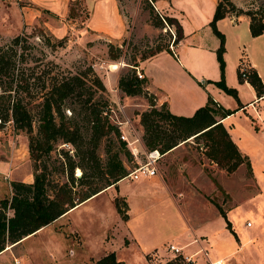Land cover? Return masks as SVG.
<instances>
[{
  "label": "rangeland",
  "instance_id": "rangeland-1",
  "mask_svg": "<svg viewBox=\"0 0 264 264\" xmlns=\"http://www.w3.org/2000/svg\"><path fill=\"white\" fill-rule=\"evenodd\" d=\"M118 1L126 23L125 35L96 38L86 29L92 13L86 0L71 1L66 18L43 11L33 21H29L30 13L23 10L29 4L27 1L0 0V47L22 35L29 41L31 57L37 60L34 63H42L43 66L54 61L65 72L74 74L88 73L89 69H93L108 85L110 76L114 75L112 90L107 88L106 93H98L96 98L110 114L117 102L124 105L126 117L117 111L120 119H129L130 127L143 139L141 113L151 109L153 95L148 90L149 82L146 84L148 95L128 96L118 87V81L120 76L135 68L134 64H138L137 67L144 73L141 62L158 47L168 45L171 48L174 36L168 26L163 21L164 27L156 24L161 21L162 15L177 19L183 36L174 49L186 67H183L185 72L174 61L162 60L158 65L166 63V67L163 68L162 79L154 85L159 88L158 84H162L171 100L175 99L179 110L187 116L205 105L208 97L228 110L241 108L240 105L257 99L256 108L247 105L246 111L238 112L227 121L233 138L251 159L256 182L247 164L239 166L234 172L227 170L229 148L224 144V152L219 150L212 140L218 136L217 131L211 135L192 136L176 146L174 152L161 157L157 163V176L141 180L125 178L119 186L106 188L91 202L77 205L79 207L73 212L61 216L29 239L9 243L0 252V264H92L112 251L130 264L137 263L143 256L151 264H164L195 248L183 249L182 255H176L166 248L168 244L178 245L187 240L190 244L196 239L200 240L196 246L200 249L196 253L200 252L198 264H208L202 249L208 252L209 259L213 258L220 248L218 242L220 245L221 239L228 240L226 234L237 237V233L227 227L225 217L218 214V207L225 212L229 210L228 218L239 230L248 227V222L254 228L261 226L258 221L264 217V97L259 98L260 93L254 86L240 80L238 62L242 58L243 64L249 65L250 56L257 61L264 75V39L252 40L245 23H241L239 29L229 21L222 23L220 27L225 35L222 71L217 52L219 37L211 25L217 0ZM234 1L245 10L256 12L258 18L264 17V0ZM47 22L67 29L54 30ZM171 28L176 33V26L171 25ZM48 38L52 47L46 42ZM62 38H65V45H57ZM118 47L122 48V56L114 60L112 56L118 52ZM248 70L250 77L249 66ZM222 72L225 83L235 93L226 91L217 83L222 78ZM203 91L207 95L206 101H203ZM38 102L33 98L31 104L35 132L38 128ZM71 105L73 101H69L65 108L68 116H71L68 109ZM83 117L84 114L77 116L87 134L91 131V124ZM165 125L171 129L168 124ZM108 137L118 142L113 133L103 138L98 149L103 164L107 160ZM68 157L79 161L76 147L63 140L58 141L46 158L51 182L69 180L65 171ZM121 157L131 168L146 160L142 152L137 158L133 156L134 159L125 152H121ZM34 166L28 133L17 129L13 120L0 126V200L11 197L12 181L33 182ZM83 172L81 167H76L74 176L79 178ZM98 178L100 174L88 170L85 181H98ZM83 187L78 181L74 188L77 195ZM208 219L209 223L206 222ZM206 232L215 234V252L208 245L207 238L202 237ZM193 263L196 264L195 261Z\"/></svg>",
  "mask_w": 264,
  "mask_h": 264
},
{
  "label": "trees",
  "instance_id": "trees-1",
  "mask_svg": "<svg viewBox=\"0 0 264 264\" xmlns=\"http://www.w3.org/2000/svg\"><path fill=\"white\" fill-rule=\"evenodd\" d=\"M229 14L249 16L252 35L264 34V17L258 18L256 12L245 10L234 0H218L211 25L221 40L217 52L222 71L225 35L218 29L217 23ZM162 16L170 26H176L173 44H179L183 35L177 19L167 15ZM160 19L161 21L156 25L164 27L165 21L163 18ZM46 42L52 47L50 38ZM57 45H65V38L60 39ZM30 47L28 39L22 35L14 37L9 43L0 47V126L13 120L17 129L28 133L31 157L35 165L34 181H12L11 197L0 200V252L5 250L9 243L21 242L66 215L77 205L117 184L138 165L131 168L121 157V152H125L131 159L135 155L127 142L121 139L122 132L119 126L111 121L110 113L103 106L101 107L100 99L96 98L98 93L103 94L107 91L99 75L93 69H89L88 73L65 72L54 61L43 66L42 63H34L37 60L31 57ZM109 47L112 53L113 45ZM164 50L172 52L168 45L161 46L143 60ZM117 51L112 56L114 60L122 56V48L118 47ZM134 66L131 71L120 76L118 87L128 96L148 95L146 88L148 80L140 79L136 71L138 64ZM239 78L241 81L245 80L240 71ZM249 81L262 97L264 84L256 71L250 74ZM217 83L226 91L235 93V90L225 83L223 72L221 80ZM151 97V109L142 112L140 120L144 128L143 140L147 150L159 149L165 154L192 136L211 135L217 131L218 136L212 140L216 142L219 150L224 152V144L229 148L227 170L234 172L244 163L251 168L247 156L241 154L228 130L221 120L217 119V115L224 119L237 110L225 109L214 99L209 98L207 105L199 108L192 117H185L173 114L166 103L157 106L155 95ZM33 98L39 100L37 132L34 131L35 115L31 108ZM69 101H73V105L68 107L71 116L65 113ZM72 113L75 115L72 116ZM78 114H84L83 120L91 124L90 133H84L80 125L81 120L77 118ZM165 124L171 126V129H167ZM112 133L118 142L114 141L113 137H108L107 160L103 164L98 149L103 138ZM60 140L76 147L79 161L76 162L68 157V161H65L67 164L65 171L69 180L53 183L46 158ZM217 162L221 163L220 160ZM76 167H81L84 171L79 178L74 176ZM88 170L100 174L99 180L85 181ZM78 181L84 186L79 195L74 190ZM218 208L223 215L226 214L221 207ZM228 225L231 227L230 221ZM92 264H123V262L117 259L115 252H110ZM164 264L194 263L186 262L183 256H177Z\"/></svg>",
  "mask_w": 264,
  "mask_h": 264
},
{
  "label": "crops",
  "instance_id": "crops-1",
  "mask_svg": "<svg viewBox=\"0 0 264 264\" xmlns=\"http://www.w3.org/2000/svg\"><path fill=\"white\" fill-rule=\"evenodd\" d=\"M19 1H27L29 3L27 6H24L25 9H23V10L30 13L29 21H33V20L37 19L38 17H40L43 14V11L53 13L57 17H61V18L68 17L69 12H70L69 5H70L71 1H73V0H19ZM217 2H218V0H217ZM217 2H216V6H217ZM86 3H88L92 9L91 17L87 21L86 29H89L90 32L92 34H94L96 38H98V36H107L109 38H115V37H123L125 35L126 23L122 17L118 0H92V2H91V0H86ZM26 20H28V19H26ZM227 21L232 23L234 25V27L237 29H239L241 23H245L247 28H248V31L250 32L252 40L264 39V34L259 35V36H253L252 35L251 29H250L251 19L247 15L243 14V15L238 16L236 14H229L225 18L219 20L217 23V27L222 33L224 31H223L222 27H220V25L222 23L225 24V22H227ZM47 25L54 30H56V29L66 30L67 29L66 27L59 28L58 26L53 25L52 23H48V22H47ZM217 43H218V46L220 47V44H221L220 38H219V40H217ZM170 54H172V55H170ZM248 57H249V61H248L249 65H247V63L243 64L244 59L240 58V60L238 62V76H239V71H240L241 67L243 65H246L247 67L249 66L251 72L256 71L258 73V75L260 76V78L262 79V82L264 84V75L259 68L260 67L259 64L257 63L256 60H253L250 56H248ZM162 60H166L167 62H169L171 60L174 61L175 64L183 72H185L183 69V67L185 65L182 62H180L175 49L172 50L171 53L167 50H164L160 53H157L154 56L147 58L146 60H144L140 64V67L144 71L145 77L149 82L148 90L156 96L157 106H161L162 104L166 103L169 107V110L173 114L179 115V116L192 117L199 108L207 105V103L209 102V97H208L206 104L197 108L194 114H192V115L189 114L190 116H187L183 112H181L178 108L179 103L178 102L175 103V99L171 100L169 94L167 93V90L165 88H163L164 86L162 84H158L159 85V88H158L154 85V83H159L158 81H160L162 79L161 74H162L163 68L166 67L165 66L166 63L158 65V62H160ZM151 64H153V68H151ZM184 68H186V67H184ZM188 72H190V71H188ZM113 76L114 75L110 76V80H109V85H111V86H109L107 83H105L108 90H112V88H113V84H112ZM244 79H245L244 82L252 85L249 81V77L244 78ZM252 87H253V85H252ZM203 94H204L203 95V101H206L207 95L204 91H203ZM262 97H264V95ZM259 98H260V96H259ZM256 100L257 99H255V100H253L247 104L240 105L242 108H240L238 106L235 109H231V110H237V111L235 113L227 116L224 119H222L221 117L217 118L218 120H221V122L223 123L225 128L228 130L232 140L238 146V149L241 152V154L244 156H247V159L251 163V171L252 172H253V169H252L251 159H250L249 155L247 154V151L244 150L241 147L240 143L237 142L233 138L230 127L227 125V121L229 119L233 118L238 112H241L243 110L246 111L247 105H252L253 108H256V106L258 105L256 103ZM216 102L219 105H221L218 101H216ZM117 103H119V102H117ZM125 115H126V112H125ZM138 136L141 138V142L139 144H137V146L139 147V151L144 153L146 148H145V144H144L143 139H142V135L139 134ZM174 150H176V149L173 148L169 152H166L165 154H163V157L171 154L172 152H174ZM244 164H246V163H244ZM244 164H242V166ZM148 178H152V177H142L139 180L148 179ZM253 178L255 179L254 172H253ZM122 181H123V179L120 180L117 184L110 186L109 189H112L113 187L119 186ZM255 182H256V179H255ZM260 191H261V189H260ZM101 193H99V194H101ZM99 194H96V196L91 197L90 199H88L87 201L82 203L81 205H84V204L91 202ZM129 205L131 206L130 202H129ZM78 207L79 206H77L76 208H78ZM75 209L71 210L70 212H73ZM69 213H67L66 215H68ZM225 213L226 214L223 215L220 211H218V214L223 215L225 217V219L227 220V227L232 232H234L235 234L237 233V237H235V236L230 237L229 234H226L225 237L228 240L221 239L222 242L220 243V245L218 242V246L220 247V248H218L219 251L217 253H215V256L213 258L209 259L207 257V259H206L207 263L209 264L210 261H215V260H219V259H227L230 261L231 264H264V217L260 218V220L258 221V223L261 224V226L254 228V226L250 224V225H248V227H243L239 230L236 226L233 227L234 225H233L232 221L228 218L229 217V210H226ZM228 221H230L231 227H229ZM206 222L209 223L210 219L206 220ZM248 223H250V222H248ZM43 229H41L37 233L41 232ZM129 231H130V229H129ZM225 232H227V231L225 230ZM37 233H35V234H37ZM130 233H131V231H130ZM35 234H33V235H35ZM131 234H132V236H134L133 233H131ZM33 235H31V236H29L23 240H27L30 237H32ZM214 235L215 234H211L210 232H206L205 234L202 235V237L207 238L206 240L208 242V245L212 246L211 249L215 252V250L213 249L214 244H215L213 241ZM190 237L192 239V236H190ZM210 238H211V240H210ZM194 240H191V241H194ZM195 241L196 242H194V243L191 242L190 244H187V242H189V240H187V241L181 242L178 245L176 243V245L179 247H182L184 249V251L188 248L195 246V248H193L189 252L185 253L183 251L184 252L183 254L193 256L194 261L196 262V264H198V262H199L198 255H200V252L198 254H196V253L200 249L196 248V246H197V244H200V242H199L200 240L198 241V239H196ZM203 241H205V240H203ZM155 249H157V248H155ZM112 252L116 253V251H112ZM116 255H117V253H116ZM140 258H141L140 261H138V262H140V264H151L145 256L140 257ZM117 259L119 261H122L123 264H130L131 263L128 260H126V261L121 260L119 257H117ZM138 262L132 263V264H138Z\"/></svg>",
  "mask_w": 264,
  "mask_h": 264
},
{
  "label": "built area",
  "instance_id": "built-area-1",
  "mask_svg": "<svg viewBox=\"0 0 264 264\" xmlns=\"http://www.w3.org/2000/svg\"><path fill=\"white\" fill-rule=\"evenodd\" d=\"M164 19V17L162 16ZM166 25L168 26L170 32L175 38V33L173 32L171 26L166 22L164 19ZM172 50H174V44H171ZM241 74L243 78H248V67L243 65L241 67ZM137 75L140 79H143L145 77V74L140 70L139 67L136 68ZM112 114H110V118L113 119V122L119 126L121 129V139L125 142H127L130 149L133 151L135 157L137 158L140 155L139 147L137 144L141 142V138L134 132V129L130 127V121L128 119L121 120L119 113L117 111H120L125 116V106L121 105L120 103H116V106H112L111 108ZM144 156L146 158L145 162H139L137 167H135L128 176L125 178H130L131 180H139L142 177H155L158 175L159 171L157 168V163L163 156V153L159 149H153V150H145ZM124 178V179H125ZM250 225V223H248ZM166 248L175 253L176 255H182V247H179L175 244H168ZM202 253L205 254V256L208 257V252L205 250H201ZM184 260L186 262H194V259L192 256L184 255ZM19 262V261H18ZM210 264H231L229 260L227 259H219L215 261H210Z\"/></svg>",
  "mask_w": 264,
  "mask_h": 264
}]
</instances>
